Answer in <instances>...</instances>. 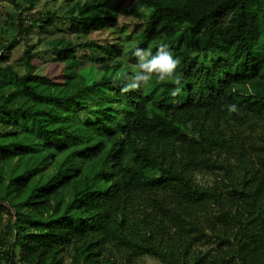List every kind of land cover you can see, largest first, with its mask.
Here are the masks:
<instances>
[{"label": "trees", "instance_id": "1", "mask_svg": "<svg viewBox=\"0 0 264 264\" xmlns=\"http://www.w3.org/2000/svg\"><path fill=\"white\" fill-rule=\"evenodd\" d=\"M69 1L13 0L20 34L72 36L27 42L22 70L0 43V264H264V0ZM125 3L140 29L117 24ZM162 42L180 93H122L133 49ZM42 52L80 83L39 90Z\"/></svg>", "mask_w": 264, "mask_h": 264}, {"label": "rangeland", "instance_id": "2", "mask_svg": "<svg viewBox=\"0 0 264 264\" xmlns=\"http://www.w3.org/2000/svg\"><path fill=\"white\" fill-rule=\"evenodd\" d=\"M18 2H23L28 5V0H18ZM34 8L31 13L38 15L39 13L46 12H57L62 15L67 9L70 1L69 0H33ZM132 3H125L119 11L118 22L120 26L127 22L129 24L127 30H133L135 26L140 29L143 26V19L139 16L130 13V7ZM19 13L20 10L16 8V4L13 0H0V43L7 45L12 42L11 59L10 62L17 66L18 69L22 70V53L24 51L27 42L33 43L37 46V50H42L48 47V42L52 38L61 35L69 36V23L67 22H57L55 26L51 27L50 31H42L38 26H36L27 36L19 33ZM128 30V31H129ZM87 38H98L100 33H94ZM75 38V37H73ZM41 57V58H40ZM38 58L42 61L40 62V67L38 71L41 74H50V82L47 84L42 80L35 82L36 87L39 90H44L47 92L62 93L70 91L76 85L80 83V80L72 81L70 78V72L68 68L61 63L60 66L55 64V56L48 52H42L38 54ZM57 65V66H56ZM55 68V70H54ZM197 178L201 183L213 184L215 182L216 176L211 173L198 174ZM213 247V244H205L201 248L203 250ZM141 262L145 264H158L159 261L150 256L144 255ZM15 264H24L18 257L15 260Z\"/></svg>", "mask_w": 264, "mask_h": 264}, {"label": "clouds", "instance_id": "3", "mask_svg": "<svg viewBox=\"0 0 264 264\" xmlns=\"http://www.w3.org/2000/svg\"><path fill=\"white\" fill-rule=\"evenodd\" d=\"M135 63L132 65L131 74L125 73L122 80L125 81L121 88L122 93L129 91H138L147 87L152 82L153 77L160 82L170 81L177 85L171 92L172 96L180 93L181 80L177 76V69L180 64L178 58L173 57L167 43H160L156 50L151 47H135L132 51ZM229 112L236 111L235 105L228 106Z\"/></svg>", "mask_w": 264, "mask_h": 264}]
</instances>
